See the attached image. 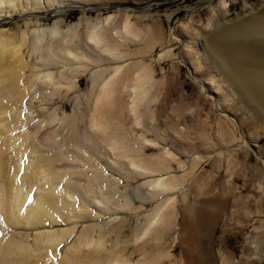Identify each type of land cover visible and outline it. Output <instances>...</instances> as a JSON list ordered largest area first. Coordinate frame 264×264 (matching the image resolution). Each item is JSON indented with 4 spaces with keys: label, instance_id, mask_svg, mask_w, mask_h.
Returning <instances> with one entry per match:
<instances>
[{
    "label": "bare ground",
    "instance_id": "bare-ground-1",
    "mask_svg": "<svg viewBox=\"0 0 264 264\" xmlns=\"http://www.w3.org/2000/svg\"><path fill=\"white\" fill-rule=\"evenodd\" d=\"M37 1L0 0V13L12 10L20 2L26 4L19 5L26 6ZM45 1L55 14L62 13V7H81L82 14L65 30L61 28L62 19L40 28L44 19L35 15L34 21L24 22L23 30L0 32V264L125 262L128 246L123 243L130 238L123 239V219L117 220L116 213L139 211L142 205L135 206V196L143 205L154 202V206L135 218L133 237L137 240L149 236L156 240L157 249L146 251V242L133 248L129 256L138 250L142 256L138 264L160 263L168 258L166 238L173 228L176 232L177 224L181 225V231L174 248H180L181 258L175 263L214 264L211 238L219 220V211L215 209H223L226 201L204 196L208 193L206 168L189 188L185 186L184 192H177L182 190L199 160L190 161L189 172L178 176L172 173L176 164L183 169L185 162L183 165L171 151L172 154L158 151L155 146L163 136L158 124L149 125L160 114L159 106L152 107L158 95L154 85L157 83L152 82L153 70L143 59L123 63L128 57H144L159 38L163 40L158 25L135 27L127 15L103 25L85 16L91 0ZM221 5V18L215 16L217 13L210 15L200 32L201 38L197 36L195 40L209 61L208 75L216 78L219 90L235 98L232 107L240 112L242 123L253 126L254 135H258L264 131V3L230 21L224 19L228 3L223 0ZM103 6L106 8L107 3L103 2ZM30 25L35 27L28 33ZM140 38L138 47L126 49L129 40ZM169 52L161 51L155 60L164 59ZM28 53L29 61L25 59ZM189 58L198 65V58L194 55ZM27 69L30 71L26 75ZM85 72L88 82L86 89L81 90L80 77ZM71 92L72 109L67 112L62 100ZM57 97L60 99L53 102ZM127 97L129 100H125ZM26 98L52 101L53 106L42 108L41 118L32 128L10 136L11 132L30 125L33 119L34 109L29 114V107L20 110ZM233 121L237 126L236 119ZM221 124V134L230 142L233 134ZM147 149L156 151L147 155ZM200 150L189 147L188 152ZM60 183L64 185L63 191L58 188ZM130 183L136 184L131 190ZM200 187L207 189L203 197L189 202L188 193ZM75 196L79 197L80 206L72 201ZM261 202L264 201L259 202V209L263 212ZM94 204L101 214H109V219L102 225L87 223L73 238L76 226L68 223L91 219L94 215L88 207ZM59 221L68 226L57 230L41 227ZM7 227L41 228L34 233L30 246L28 234L9 235L4 233ZM112 234L115 237L111 246L105 249ZM259 234L260 241H264L263 233ZM58 250L63 253L56 261Z\"/></svg>",
    "mask_w": 264,
    "mask_h": 264
},
{
    "label": "rangeland",
    "instance_id": "rangeland-1",
    "mask_svg": "<svg viewBox=\"0 0 264 264\" xmlns=\"http://www.w3.org/2000/svg\"><path fill=\"white\" fill-rule=\"evenodd\" d=\"M164 1L101 0L100 2V0H91L88 1L90 2L88 3L89 11L85 16L87 19H97L103 25L114 22V20L119 21L120 19H124L126 15L128 20L134 23L135 27L147 25V27L151 28V25L152 27L154 24L158 25L161 31V37L163 36L161 39L163 40L160 41L159 38L160 43L157 42L151 52L144 57L136 55L128 57L126 61H123L124 64H128L131 63V61L138 62L143 59V62L146 63V65H150V69L153 70L152 82L157 83H154V85H156L159 96L157 95L156 104H153L152 107L155 109L159 106L160 114H158L159 119L157 120V118L154 117L152 121H149V125L153 126L154 124H158L159 133L163 136V138L160 137L162 139L158 138L159 143H156L155 146L157 149L159 148L158 151H171L173 154L170 153L175 157V160L178 161V159H181L183 165V162H185L183 169H178V167H176L177 164L175 165V170H173L172 173L176 176L181 175V173L184 174L189 172L188 169L191 168L189 167L191 165L190 161L199 160V164L195 171L186 178V184L183 185L184 189H177L179 194L197 181L206 168L204 178L208 177V193L204 195L203 192L207 189H204L206 187H200L196 189L194 193H188L187 200L189 202L194 198H202L203 195L209 198H221V200L226 201V206L223 209H215L219 211V220L214 227L211 238L212 251L216 261L214 264H242L245 261H254L255 263L253 264H264V241H260L262 237L260 236L261 234H259L262 232L264 235V211L262 212L259 209V202L262 200L264 201V131L259 132L258 135H254V127L250 124L244 125L242 123L240 112L232 107V102H235V98L227 95L224 90H219L218 82L215 80L216 78H211V76L208 75L209 61L205 59L202 50H200L202 46L195 40L197 36L201 38L200 32L204 29V25L207 23V19L210 15L217 13L215 16L220 15L219 17L221 18L222 15L219 8H222L221 2L223 0ZM225 1L228 3V6L224 19L228 21L234 20L237 14L244 15L248 13L251 8H258L264 3V0ZM24 2H27V0H24ZM37 2L35 4H27L26 6H22L26 3L20 2L14 7L16 9L11 8L12 10H10L9 8L2 11L0 13V32L9 31L10 33L16 31L17 28L23 30L24 22L34 21L35 15L41 16L44 19L42 20L40 28L45 26L50 27L54 24V21L62 19L61 28L65 30L68 25L76 22L82 14L81 7H62V9L60 8L62 13L55 14L53 10L47 7L45 0H39ZM103 2L105 4L107 3L106 8H103ZM245 2L249 4L247 7H245ZM34 27L35 26L30 25L28 33ZM115 36L117 37V34H115ZM118 37V39H121L119 35ZM190 37L194 40L190 39ZM134 40H132L133 42L129 40L126 43V49L129 48L131 50L138 47L139 43L142 42V38H140V40ZM136 40H138V42ZM166 50L171 51L169 55L163 57L164 59L156 61L155 58L158 53ZM191 55L198 58L197 66L192 62L191 58H189ZM28 57L29 53L26 55L25 59L30 60V57ZM120 63H122V61ZM29 71V69L26 70V75ZM87 82L88 74L85 72L80 77L81 90L86 89ZM158 84L159 86H157ZM72 95L73 92L62 100L67 112H70L72 109L70 103ZM59 99V97L54 98L53 102H57ZM126 99L129 100L128 97L125 98V100ZM49 105L53 106L52 101H47L45 103L43 99L40 101L37 98H33V101L30 98L24 99L21 103L20 110L21 108L25 109L29 107L27 109V114H29L30 110L34 109L32 113L33 119H31L30 125L25 128H19L20 131L15 130L11 132L10 136H15L18 132H23L24 130L32 128L33 125L39 122L38 120L41 118L42 111L49 108ZM23 115H25L24 112L22 116ZM234 119H236L239 125L238 123L237 126L234 124ZM221 123L230 129L233 134V140L230 142L224 139L222 136L223 134H221ZM135 128L139 129L140 127L137 126ZM176 130L182 132L176 134ZM149 132L150 131L147 132L148 136L150 134ZM138 133L139 132H137V135ZM148 138H150V136ZM189 147H197L201 150L199 153L191 154L188 152ZM41 150L43 153V148H41ZM155 151L153 149L146 150L148 153L147 155H152ZM44 153L47 154L48 152ZM195 155L197 157H194ZM247 156L250 158L248 159ZM198 157H203V159H199ZM236 161L240 163L238 162L239 164H237ZM104 170L105 173L108 174L109 170L106 168ZM169 174L170 173H168V175ZM165 175H163V178ZM126 183L127 182H125L124 185ZM130 184L131 185L128 187L130 190L136 186L135 183ZM59 185V190L63 191V183ZM123 188L124 187L121 186V190ZM136 194L137 193H133L134 196ZM71 199L75 202V205L80 206L81 201L79 197L75 196ZM137 199L138 197L135 196V206L139 207L140 204L142 205L139 211L134 213L129 211H117L116 213L117 220L123 219L122 229L123 234H125L123 239L127 237L130 238L126 243H123L128 246L124 254L126 261L118 262L117 264H138L140 258L142 259L139 252L140 250L134 252L130 256L129 253L133 248L143 244V242L148 244L145 247L146 251H150L151 249L155 252L157 250L155 247L156 240H151L149 236L137 240L133 237L134 232H132L133 230L131 228L135 224V218L148 212L154 206V202H146L143 205L138 202ZM160 199H162V197ZM178 201L179 200L176 198L177 203H179ZM261 203L264 204V202ZM89 206L88 208L92 212L91 214L94 215V218L92 217L91 219L84 220L78 219L68 223L69 225L72 223V225L76 226V230L72 237H76L85 225L91 224L92 222L102 225L109 219V214L100 213L98 205L95 206L94 204V206ZM208 208L211 209V206L208 205ZM241 221L245 222L241 223ZM68 224L59 221L53 225L45 223L44 225L42 224L43 226L41 225V227L43 230L49 228L57 230L58 228L61 229V227L64 228V226L67 227ZM176 226V232H174L175 229L173 228L171 234L166 238L165 249L169 251L168 258H165L160 263L152 262L150 264H176L175 261L181 258L180 248H174L175 244L178 242L177 237L180 235L181 231V225L177 224ZM41 227L28 230L23 227H7L4 233L6 232L9 235H17L20 233L25 235L28 234L26 239L29 240L28 243L32 246L33 235L39 231ZM114 237V234L109 236L105 249L110 248L111 240H113ZM117 246H119V244ZM61 251L62 250L57 251L58 254L54 256L55 260H59L62 256L63 252ZM103 253H105V251H103L102 254Z\"/></svg>",
    "mask_w": 264,
    "mask_h": 264
},
{
    "label": "water",
    "instance_id": "water-1",
    "mask_svg": "<svg viewBox=\"0 0 264 264\" xmlns=\"http://www.w3.org/2000/svg\"><path fill=\"white\" fill-rule=\"evenodd\" d=\"M162 1H164V0H162ZM165 2V1H164Z\"/></svg>",
    "mask_w": 264,
    "mask_h": 264
}]
</instances>
